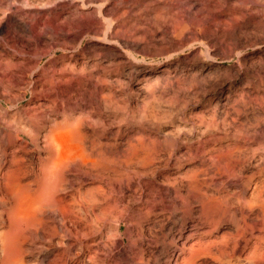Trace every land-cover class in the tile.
<instances>
[{
  "label": "rangeland",
  "instance_id": "1",
  "mask_svg": "<svg viewBox=\"0 0 264 264\" xmlns=\"http://www.w3.org/2000/svg\"><path fill=\"white\" fill-rule=\"evenodd\" d=\"M5 1L12 6L0 10V19L13 16L17 24L12 29H0V61L12 60L23 67L0 79L1 83L14 93H24L22 78L43 79L47 87L52 84L61 94L67 93L65 96L78 94L85 103L90 102L94 89L97 100L111 95L115 112L125 120L110 118L103 107V127L109 130L105 140L122 149L127 137L118 131L125 129L136 147L144 142L149 150L146 156L134 155V172L155 171L154 177L141 179L142 184L135 180L137 204L158 198L159 193L168 198V205L169 196H177V191L184 197L203 194L219 200L239 222L243 175L264 169L263 161L257 163L264 157V0H243L240 9L236 8L237 0H232L223 23L215 20L216 27L205 29L196 18L190 21V29L178 36L164 29L154 36L141 32L132 37L116 26L109 34L114 45L99 42L106 29L94 9L79 12L93 20L65 23V17L59 16L64 5L60 1ZM106 17L111 15L106 13ZM103 79L105 87L99 83ZM0 99L3 110L14 113L26 106L32 95L27 91L26 99L15 104L8 94L0 93ZM90 111L95 110L89 106ZM232 152L250 160L249 174L245 171L241 176L240 163L232 164L236 170L232 165L226 168L225 160ZM165 179L175 184L168 185ZM191 205L198 207L195 200ZM5 209L0 205V234L10 230V223L2 221ZM150 209L136 207L133 218L119 215L109 223L113 232L106 241L115 240L121 252L129 245L130 251L108 264H140V258L144 264H166L170 247L166 225L162 216L160 220L153 215L146 218L145 211L151 213ZM161 211V206L153 209L155 213ZM85 234V264H104L100 263V238L97 240L89 228ZM231 234L222 230L219 236ZM217 236L213 243L220 240ZM199 240L193 239L188 247ZM187 248L181 262L191 255ZM48 249V240L34 233L23 235L19 239L20 264H41L39 259ZM210 253V264H249L252 258L251 251L230 259L219 257L215 251ZM4 262L5 253L0 250V264ZM196 264H204V260L200 258Z\"/></svg>",
  "mask_w": 264,
  "mask_h": 264
},
{
  "label": "bare ground",
  "instance_id": "2",
  "mask_svg": "<svg viewBox=\"0 0 264 264\" xmlns=\"http://www.w3.org/2000/svg\"><path fill=\"white\" fill-rule=\"evenodd\" d=\"M57 1L64 4L59 16L65 17V23L86 18L93 20L79 12L94 9L106 29L99 42L111 45L116 43L109 39V34L116 26L121 33L132 37L141 32L154 36L164 29H169L178 36L190 29L196 18L205 29L216 27L218 23L215 20L220 19L222 23L225 21L232 2ZM11 6L10 1L0 0V10ZM26 6L30 7L29 4ZM242 6L243 0H237L236 8L240 9ZM106 13L111 17H106ZM16 24L13 16H9L7 20L0 19V29H12ZM22 67L12 60L0 61V79L5 80ZM42 81L22 78L21 88H24V93H14L11 87L0 82V93L8 94L14 104L22 103L27 91L32 95L29 103L14 110V113L5 112L0 99V205L6 208L2 221L10 223V230L0 234V250L5 253L4 264H20L19 239L27 233H34L43 240H48L51 249L46 250V254L39 259L41 264H85L87 228L97 235V240L100 238V245H103V259H100V263L120 260L123 252L130 251V246L122 247L121 252L115 240L106 241L113 232L109 223L119 215L129 214L132 217L136 207L144 206L151 208V213L145 211L146 218L151 215L158 218L162 216L161 220L166 225V239H169L170 246L166 250V264H196L200 258L204 260V264H210L211 251L225 259L237 255L242 257L247 251H251L249 264H264V169H258L252 175H243L245 171L248 173L247 169L250 167L247 157L232 152L225 160L226 168L240 163L241 176L243 175L239 196V222L219 200L203 194L197 196L189 193V196L184 197L177 191V196H169L171 200L168 205V198L159 193L158 198H148L137 204L133 193L135 180L140 184L141 179L149 175L154 177L155 171L144 169L134 172V155L140 153V157L146 156L149 150L144 142L136 147L125 129L118 131L127 137L122 149L105 140L109 130L103 127V107L110 118L122 122L125 120L115 112L113 97L108 95L97 100L94 89L90 91V102L85 103L80 95L70 92L65 96L67 93L61 94L52 84L48 88ZM99 83L107 86L104 79ZM89 106L95 111L89 112ZM262 161L264 162V157L257 163ZM178 164L181 168L180 160ZM233 169L236 170V165ZM164 182L168 185L175 184L170 179H165ZM193 200L197 203L196 209L191 205ZM10 204L12 206L8 209ZM158 206L162 208L161 213L153 212ZM222 230L231 231V236H219ZM119 232L120 228L115 235ZM214 232L218 235L216 239H220L215 243L212 242L216 235ZM196 238L201 240L188 247L189 242ZM202 239L207 242L203 243ZM163 241L165 244L166 240ZM149 247H152L151 243ZM187 247L190 248L191 255L181 262ZM144 263V259L140 258V264Z\"/></svg>",
  "mask_w": 264,
  "mask_h": 264
}]
</instances>
